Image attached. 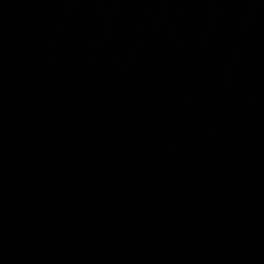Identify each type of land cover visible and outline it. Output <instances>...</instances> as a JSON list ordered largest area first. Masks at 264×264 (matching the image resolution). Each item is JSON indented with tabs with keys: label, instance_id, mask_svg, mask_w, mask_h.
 <instances>
[{
	"label": "water",
	"instance_id": "95a60500",
	"mask_svg": "<svg viewBox=\"0 0 264 264\" xmlns=\"http://www.w3.org/2000/svg\"><path fill=\"white\" fill-rule=\"evenodd\" d=\"M0 264H264V0H0Z\"/></svg>",
	"mask_w": 264,
	"mask_h": 264
}]
</instances>
